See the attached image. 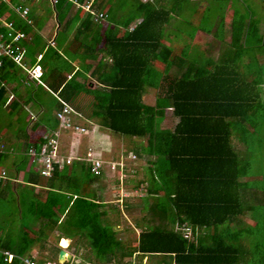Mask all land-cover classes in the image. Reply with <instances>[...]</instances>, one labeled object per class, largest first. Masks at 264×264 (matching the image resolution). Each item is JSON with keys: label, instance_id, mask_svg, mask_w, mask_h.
Segmentation results:
<instances>
[{"label": "trees", "instance_id": "16d2710c", "mask_svg": "<svg viewBox=\"0 0 264 264\" xmlns=\"http://www.w3.org/2000/svg\"><path fill=\"white\" fill-rule=\"evenodd\" d=\"M76 1L83 4L87 0ZM181 1L188 0H165L166 5L160 4L163 0L135 3L132 16L119 21L115 14L110 17L107 13V27L95 22L89 13L77 17L78 26L70 17L64 29L69 25L75 30L72 44L77 46L82 34L88 33L92 47H84L85 58L93 62L95 53L101 54L99 61L84 65L71 81L67 82L64 74L76 53L69 46L59 51L62 41L47 46L40 83L31 82L27 72L12 60L3 61L0 111L7 117H1L0 131H10L5 140L10 141L14 133V139L22 137L25 142L15 145L17 148L3 144L0 161L13 149L20 152L23 148L25 167L30 160L28 149L40 151L47 144V131L60 144V138L53 135L62 130L55 115L63 102L80 110L79 98L85 94L91 98L89 119L122 139L147 140L149 146L133 150L134 157L145 160L147 166L135 189L146 183V199L139 207L148 209L152 218L140 231L137 246L130 249L110 223L109 207L95 194L89 197L75 179L78 168L88 183L97 182L105 172L94 175L91 164L84 160L87 154L67 164L59 146L60 161L54 164L52 177L45 178L50 191L44 201L33 193V186L41 184L44 177L32 169L24 177L19 200L13 196L10 201L0 192V203L8 200L18 208L26 207L21 212L25 221L18 238L0 236V264L34 259V247L44 248L55 231L68 238H85L96 264H124L134 254L142 259L158 258L163 264H264V163L259 168L254 159L258 154L264 161V32L257 19L235 10L227 50L197 65L188 59L186 51L177 55L163 41L171 14ZM74 6L73 1L60 0L52 9L62 23ZM93 7L102 11L100 4ZM139 17L131 31L130 25ZM30 18L29 13L16 29L28 34L33 27L28 23ZM120 28L123 33L119 36ZM0 33H8L1 22ZM100 44L102 48L95 50ZM44 48L40 46L42 53ZM155 63L163 69H156ZM86 74L96 85L85 84ZM78 76L84 79L83 84L74 82ZM26 77L31 83H25ZM22 88L25 96L8 103L12 94L21 95ZM148 88L158 92L153 105L143 99ZM45 96L51 100L44 101ZM169 110L178 119L173 130L163 129L159 123ZM31 124L34 130L45 128L37 141L27 134ZM9 185L0 183V189ZM149 197L154 201L150 206ZM126 209L129 214L133 211L131 206ZM246 217L254 226H244ZM155 218L160 224L151 225ZM4 252L14 255L11 263Z\"/></svg>", "mask_w": 264, "mask_h": 264}, {"label": "crops", "instance_id": "0c3cea01", "mask_svg": "<svg viewBox=\"0 0 264 264\" xmlns=\"http://www.w3.org/2000/svg\"><path fill=\"white\" fill-rule=\"evenodd\" d=\"M147 1L151 0H87L86 2H91L92 5L95 3L100 4L102 6V11L100 12H105L109 13L112 17L114 14L116 15V18H118V21L127 17L128 14L130 15L131 12L135 8H133L135 3H145ZM162 1V0H161ZM215 4L217 1L216 0H188L187 2L181 1V6L178 7L176 11L172 12L171 14V21L170 23L166 26V29L164 31V43L168 46H170L174 52L177 55H180L183 52H187V57L190 61L194 62L197 65H201L206 58L210 57L211 55H215L216 58L220 56L225 50H227V47L229 46L230 43V37H231V30H232V20L233 16L235 13V10L232 8L231 4L228 1H225L224 7H221L220 10L216 8H211L210 3ZM83 3V4H85ZM162 5H166L165 0L163 2H160ZM75 5V4H74ZM192 5V6H191ZM50 7V12L51 14L47 13L44 9V7ZM23 8H29V13L31 15V26L32 30L28 33V35L31 37L30 41H23L22 43L27 44L25 47H23L24 52L26 53L25 55V64L27 67H34L38 63H41V66L43 65V55L44 52L47 50L48 45H54L51 44L52 42L56 41H62V44L60 45L59 51H63L64 49L73 48L75 54V57L73 56L74 60L70 62V67L69 70L65 72V76L68 81H71L75 75L76 72L81 70L84 65H88L89 63L94 64V61L96 62L97 60L99 61L101 58V54H97L96 59L92 62L90 59L88 60L85 58V46H90L92 47V43L90 41V37L88 33L82 34L79 43L77 46L73 45L72 42L74 40V31L71 30L70 26L65 28L66 22L69 20L71 17V20L73 22H76V26H78V18H82L84 16V12L80 9V12L76 15V11L79 9L76 5L73 7L72 11L65 17L62 23H60L57 19L56 13L53 11V6L47 1V0H8L6 3H2L0 5V19L3 21H13L15 22V25H19L24 19L20 17V15L16 12L17 9H23ZM224 9V10H223ZM127 13V14H126ZM132 16V14H131ZM115 19V17H113ZM141 18H137L136 21H134L130 27L134 26L137 21H140ZM24 23V22H23ZM102 24L104 26H109L107 24V21H104ZM189 29L186 31H183L184 29ZM67 29L70 32H67ZM22 31V30H21ZM123 29L120 28L118 31V35H122ZM27 34V33H26ZM204 36H209L212 37L214 40L212 41H206V49H202L203 52L199 51L201 50L198 47L197 44V39L200 35ZM229 34V35H228ZM229 36V41L225 42V37ZM41 37V40L38 39V37ZM221 36V38H220ZM40 46H45L43 49V53L41 52ZM102 48V44L95 46V50H99ZM94 50V49H93ZM204 53H208L206 57H204ZM39 55L42 56V60L39 62ZM37 59V61H36ZM157 64L160 63H155L156 69L161 71L162 69H159L157 67ZM177 71V69H176ZM88 76V80L90 79L89 74H86ZM26 82L29 81L26 77ZM84 79L81 76L76 77L74 82H77L79 84H82ZM93 81V80H92ZM30 82V81H29ZM33 82V81H31ZM30 82V83H31ZM89 82V81H88ZM94 84H96V81H93ZM92 84V83H91ZM14 86V85H13ZM24 86V85H23ZM11 88L12 86H8ZM151 88L147 89V92L145 93L144 96L148 93V90ZM154 90V89H153ZM25 88H22L21 95H15L12 94L13 99L17 98L19 99L20 97L25 96ZM83 96H87L85 94L81 95L79 98V105L81 107V100ZM143 96V99H144ZM89 97V96H88ZM10 98V97H9ZM90 98V97H89ZM91 102V101H90ZM71 106V105H70ZM72 107V106H71ZM39 109V108H38ZM36 109V112H39V110ZM72 109L76 112L77 115H75L74 121L82 125L80 123V120H85V112L82 111V107L80 110H77L72 107ZM91 112V110H90ZM37 113V118H40V115ZM178 120V119H177ZM178 122V121H177ZM177 124V123H176ZM83 126V125H82ZM85 127V126H84ZM86 128V127H85ZM44 127H39L37 129H33V124H31L28 129H27V134L30 136V138L33 141H37L40 139V137L44 133ZM10 131L7 128H3L0 131V141L10 147H15V145H18L20 142V145L25 142V140L22 137H17L16 139L13 138L14 133L11 131V137L10 141L5 140L6 136L8 135ZM59 138H60V149H61V154L63 158H70V157H78V158H84L88 152V150L91 147L83 148L82 147V138L80 139H75L72 135V133L65 131V130H60L59 131ZM7 139V138H6ZM19 147V146H18ZM13 149V148H12ZM22 153H23V148H21V151L18 152L16 149H13V152L8 155L6 159L3 161H0V175L2 171H6L7 177L5 179H0V183L3 186L9 185L10 188L8 189H0V192H3L2 194L5 195L7 198H13L16 197L18 199V193L21 192V189L23 188L24 183V177L27 175L26 173L30 171L31 169L34 170L35 172L38 173L37 167L32 165L31 161L28 160L26 166L24 167L22 162L24 159L22 158ZM123 155V154H122ZM100 159V158H99ZM119 162L118 160L115 162H108L110 163H117ZM121 162V161H120ZM62 165V164H61ZM60 165V169H62V166ZM125 165V164H124ZM23 166V168H21ZM72 165L67 166L71 168ZM120 169V171H119ZM82 170L78 168L76 170V181H78V184L80 183L82 186V189H87L86 192L89 194V197H92V195H96L98 200H101V197L97 194L98 190V185L100 182L103 180H107L106 178L110 176L116 175V172H108L104 171L105 174L100 180L97 182H92L88 183V181L84 178L86 177L83 176ZM111 171V170H110ZM119 171V178H116V185L117 189L119 191V188L124 185V178L125 174L128 171V168L124 167V169L118 168ZM62 174V173H61ZM82 174V175H81ZM41 184L37 186H33V193L41 198L42 201H44L50 191V187L47 185V180L45 178H41ZM16 185V186H14ZM56 186H59L58 183H56ZM124 193V189L121 190ZM123 196V195H122ZM102 201V200H101ZM65 221L64 218L61 220V223ZM243 222L245 223L244 226H254V222L250 219V217H246ZM117 228V227H116ZM118 229V228H117ZM115 230V226H114ZM134 230H136L134 228ZM116 231V230H115ZM0 236H6L3 231L0 230ZM139 237V233H138ZM74 237H66V235L63 234L61 236V240H66L69 242L71 239ZM119 239L122 241V239L119 236ZM62 242V241H61ZM125 243V241H122ZM138 242V239H137ZM60 250H65L69 255H71L72 260L74 259V254L68 251V248L64 247H58ZM35 253V254H33ZM138 256V254H134L132 258ZM32 257L34 259H41L37 257V250H32ZM131 258V259H132ZM140 260L138 263H132V264H146V258L142 261V258L138 257ZM153 264H163L160 263L158 259L151 260ZM151 264V263H149Z\"/></svg>", "mask_w": 264, "mask_h": 264}, {"label": "rangeland", "instance_id": "374dc122", "mask_svg": "<svg viewBox=\"0 0 264 264\" xmlns=\"http://www.w3.org/2000/svg\"><path fill=\"white\" fill-rule=\"evenodd\" d=\"M217 2L214 4L213 1L210 3L211 8H216L220 10L221 7H224L225 1H228L232 8L234 10H237L241 15H249L250 18L257 19L260 23L259 29L264 32V0H216ZM192 6V5H191ZM45 11L49 14L50 7L46 6L44 7ZM250 13V14H249ZM127 14V13H126ZM129 15V14H128ZM189 29H184L183 31H186ZM229 35V34H228ZM225 37V42L229 41V36ZM210 39L213 41L214 39L209 36H204L203 34L200 35L197 39L198 47L201 49L199 51L203 52L202 49H206V41H210ZM208 53H204V57L207 56ZM157 67L159 69L163 68V65L157 64ZM253 75L248 76L249 79H251ZM89 81V82H88ZM85 84L94 82L92 80H88ZM83 84V82H82ZM264 88H262V91ZM158 96V92L153 89H149L146 96H144V102L146 104L153 105L155 103V99ZM44 101L48 102L50 99V96H45L43 99ZM90 101L91 98L88 96H83L81 100V107L82 111L85 112V120H80V123L86 127L88 130V134L86 135H75V139L82 138V147L87 148L91 147L93 151H95L96 157L100 158L105 163V171L113 172V170L110 171L109 165H107L108 162H115L119 161V163L122 164V166L125 164L128 168V171L124 173L126 176L124 178V185L122 188H119V191L117 189L116 185V178H119V171L117 168V173L114 176L107 177L105 181H101L98 185L97 194L101 197V200L104 201V203L109 207V215H110V223L112 225H115L118 229L116 231L119 232V236L122 239V241H125V244L130 247V249H133L137 246V239H138V233L144 228H146V222L149 221L150 218H152V215L148 211V209H143L142 207H139L141 204H144V199H146V183L141 186V189H135V186L138 182H140L146 172V162L145 160H139V158L135 157V153L133 152L134 148H140V147H147L149 146L147 140L142 139H122L121 137H118L116 135L111 134L109 131L103 129L100 127L97 121L89 119L90 114ZM51 102V101H50ZM5 115L4 111H0V126L2 125V116ZM2 117V118H1ZM5 115V119H6ZM9 121V120H8ZM7 121V122H8ZM177 119L173 117L172 111H167V115L164 119H159V123L161 125V128L163 129H170L173 130L177 123ZM11 122V120H10ZM4 124V123H3ZM15 126H11L10 130L14 131ZM264 134V132H263ZM60 136V135H59ZM263 146V152H264V144ZM123 154V155H122ZM264 154V153H263ZM257 157V159H256ZM258 154L255 155V160L257 161V167L260 166V164H263L264 161H261L258 159ZM121 161V162H120ZM264 167V165H263ZM260 168V167H259ZM16 186V185H14ZM124 189V193L121 191ZM123 195V196H122ZM11 201V198H8ZM149 206L153 204L152 198H147ZM8 201V200H7ZM6 200L4 202L0 203V230L5 233V235H9L11 239H17L18 234L20 233L22 229V221H25V218L22 220L23 216L21 212L26 207L18 208L17 204L14 202H7ZM126 206L133 207L132 213H128ZM94 217V220L100 221L99 217ZM27 220V219H26ZM31 223V222H30ZM136 224H139L140 228H136ZM151 225H158L160 224L159 219L155 218L153 223H150ZM134 228L136 230H134ZM63 233L59 231H55L49 237L47 238V243L44 248H41L39 245H36L34 247V250H37V257L41 259H45L47 261L49 260H57L58 259V247H63L61 245L60 238ZM191 237V234H189ZM79 237H75L71 239L68 244L67 248L68 251L74 254V259L70 264H96L95 258L92 253V250L86 245V239ZM66 248V247H64ZM58 253V254H57ZM35 254V253H33ZM127 257L125 259L124 264L129 263H138L139 258L138 256L132 258ZM146 258V264H153L151 260H156L158 258H153L152 256L145 257ZM144 258V260H145ZM88 259L93 260L94 262L89 261ZM138 261V262H137ZM143 261V259H142Z\"/></svg>", "mask_w": 264, "mask_h": 264}, {"label": "built area", "instance_id": "2783aa9c", "mask_svg": "<svg viewBox=\"0 0 264 264\" xmlns=\"http://www.w3.org/2000/svg\"><path fill=\"white\" fill-rule=\"evenodd\" d=\"M52 6L58 4L60 0H47ZM73 3L81 9L84 13H89L93 16V20L95 22H101L107 20L108 14L105 12L97 11L91 2H86L85 4H79L76 0ZM8 0H0V5L2 3H6ZM29 8L17 9L16 12L20 15V17L24 20H27V16L29 14ZM0 22L8 29L7 35H3L0 33V67L3 64L5 59H10L19 66H21L28 74V79L30 81L36 80L40 83V78L42 77V66L41 63H38L34 67H27L24 62V49L22 47L23 41H30L31 37L23 31L16 29L15 22L13 21H2ZM28 23L31 24V21L28 20ZM135 28V25L130 28L132 31ZM53 44V42L51 43ZM42 60V56L39 55L38 61ZM13 99V96H10L8 103ZM76 112L72 109V107L63 102V108L57 111L55 118L56 121L60 124V127L66 131L71 132L75 135H86L88 134V130L82 126L77 124L74 121ZM56 137L59 138V132L54 133ZM44 139L47 140V144H45L40 151L36 148L31 147L28 149V156L30 157L31 163L37 167L38 173L40 176L44 178H51L54 171V164L59 163V144L56 139H54L51 135V131H47L44 135ZM4 150L3 143L0 141V152ZM78 157H70L66 159V163L70 164L73 159H77ZM135 158V157H133ZM79 159V158H78ZM87 162L91 164V171L94 175L100 176L103 171H105V163L96 157L95 151L89 149L87 152L86 158H84ZM110 170L114 172L117 171V168L124 169L125 165L122 166L121 163H110L108 164ZM1 179L6 178V172L3 171L0 176ZM190 234V232L188 233ZM6 260L8 262H12L14 259V255L9 252H4ZM22 264H39L36 259L24 258L22 259ZM71 261L65 260L64 263H71ZM44 264H60L57 261L46 262Z\"/></svg>", "mask_w": 264, "mask_h": 264}, {"label": "water", "instance_id": "95a60500", "mask_svg": "<svg viewBox=\"0 0 264 264\" xmlns=\"http://www.w3.org/2000/svg\"><path fill=\"white\" fill-rule=\"evenodd\" d=\"M115 230H117V228L115 227ZM66 255V257H65ZM65 257V258H64ZM65 260L67 261H71L72 260V257L71 255H69L65 250H60L59 254H58V262L60 264L64 263Z\"/></svg>", "mask_w": 264, "mask_h": 264}, {"label": "bare ground", "instance_id": "6f19581e", "mask_svg": "<svg viewBox=\"0 0 264 264\" xmlns=\"http://www.w3.org/2000/svg\"><path fill=\"white\" fill-rule=\"evenodd\" d=\"M67 244H68V242H67L66 240H62L61 245H62L63 247H67ZM65 257H66V255H65ZM65 257H64V258H65Z\"/></svg>", "mask_w": 264, "mask_h": 264}]
</instances>
